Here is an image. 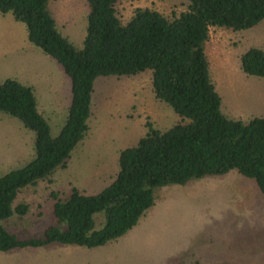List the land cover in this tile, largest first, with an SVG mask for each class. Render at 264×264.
Returning <instances> with one entry per match:
<instances>
[{"label":"trees","instance_id":"obj_1","mask_svg":"<svg viewBox=\"0 0 264 264\" xmlns=\"http://www.w3.org/2000/svg\"><path fill=\"white\" fill-rule=\"evenodd\" d=\"M117 1L86 0V32L82 47L76 48L58 30L48 0H0V12L23 22L28 41L70 79L69 105L55 135L37 108L31 86L12 77L0 81V111L34 132L33 157L0 175V251L51 243L104 245L136 225L154 204L155 189L168 183L185 184L234 170L252 179L264 197V116L244 121L221 111L204 50L210 26L244 30L263 20L264 0H186V8L171 17L136 7L126 21L117 15ZM239 67L246 75L264 78V51L249 47L240 54ZM143 71L150 72L154 97L180 120L166 129L146 121L136 143L119 150L117 171L98 192L75 185L63 197L52 192L53 221L39 236L19 237L9 231L2 220L29 212L26 202L12 206L20 189L57 166L65 167L88 131L95 79Z\"/></svg>","mask_w":264,"mask_h":264},{"label":"rangeland","instance_id":"obj_2","mask_svg":"<svg viewBox=\"0 0 264 264\" xmlns=\"http://www.w3.org/2000/svg\"><path fill=\"white\" fill-rule=\"evenodd\" d=\"M136 7L171 17L186 8V0H118L115 5L122 21ZM47 8L58 30L81 48L86 0H48ZM249 47L264 51V19L244 30L210 26L204 44L221 111L244 121L264 116V78L246 75L239 67V56ZM58 65L28 41L23 22L10 12H0V81L12 77L31 86L37 108L54 135L60 131L70 101V79ZM150 84L149 71L97 77L87 135L74 147L65 167L57 166L36 184L20 189L12 206L26 202L29 212L13 214L1 223L19 237L39 236L53 221L52 192L63 197L71 185L98 192L117 171L119 150L136 143L146 131V121L166 129L180 120L169 105L154 97ZM33 144L34 132L0 111V175L28 162ZM154 197V204L136 225L104 245L82 247L87 253L78 260L89 259L87 264H264V197L252 179L232 170L185 184L168 183L156 188ZM75 248L55 243L0 251V256L21 254L26 258L23 264H62ZM0 262L8 264L2 257Z\"/></svg>","mask_w":264,"mask_h":264},{"label":"crops","instance_id":"obj_3","mask_svg":"<svg viewBox=\"0 0 264 264\" xmlns=\"http://www.w3.org/2000/svg\"><path fill=\"white\" fill-rule=\"evenodd\" d=\"M51 244L55 245V243H51ZM48 245H50V244H48ZM51 247H53V246H51ZM68 248H70V247L69 246L65 247V249H68ZM20 250L25 251V250H30V249L24 248V249H20ZM69 251H71V253L61 261L62 264H87L89 262V259L88 260H82V259L78 260V257H80L82 255V253H87V252H84L86 250H83L82 246H77V248L71 249ZM47 253L50 255L49 250ZM17 255L18 256L11 255V256H0V257H2L3 262L8 263V264H23V263H25V259H26L25 256H19L21 254H17ZM0 263H2V262H0Z\"/></svg>","mask_w":264,"mask_h":264}]
</instances>
